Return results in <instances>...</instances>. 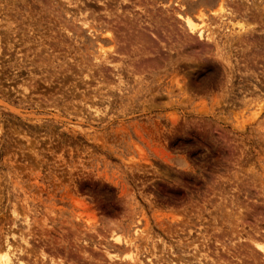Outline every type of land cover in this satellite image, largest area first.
Segmentation results:
<instances>
[{"label":"rangeland","instance_id":"1","mask_svg":"<svg viewBox=\"0 0 264 264\" xmlns=\"http://www.w3.org/2000/svg\"><path fill=\"white\" fill-rule=\"evenodd\" d=\"M224 1L0 0V253L264 264V0Z\"/></svg>","mask_w":264,"mask_h":264},{"label":"bare ground","instance_id":"2","mask_svg":"<svg viewBox=\"0 0 264 264\" xmlns=\"http://www.w3.org/2000/svg\"><path fill=\"white\" fill-rule=\"evenodd\" d=\"M224 3H225V1L224 0H220V2H218L217 3V9L215 10V11H212V13H213V15H214V13H216L217 15H218V17L221 19V20H223L224 19V14H225V6H224ZM215 4V3H214ZM199 13V12H198ZM201 13V12H200ZM215 14V15H216ZM200 16H201V14H199ZM202 15H204V14H202ZM178 16H179V18H181L182 19V22H183V24L186 26V28L189 30L188 32H197L198 33V36L199 37H202L203 36V34H204V32L206 31V28H205V26H202L203 24H202V22H203V20H201V23L199 24L200 26L198 27V24H196L195 23V21L190 17V16H188V15H186V16H182L181 14H178ZM200 18H202V17H200ZM218 18V19H219ZM231 18V17H230ZM198 19V18H197ZM230 23V22H229ZM243 23V22H242ZM241 23V24H242ZM202 24V25H201ZM240 24V29H242V27H244V26H242ZM250 26V25H249ZM245 29H246V27H245ZM238 32V31H237ZM108 36V35H107ZM110 37V36H109ZM100 49H101V54H100V56L101 57H99V58H102V57H104V54L106 53L105 52V50H104V48L102 49V47H100ZM99 51V50H98ZM109 51V50H108ZM98 55V54H97ZM105 57H107V56H105ZM96 58V57H95ZM106 59V58H105ZM103 63V62H102ZM238 210V209H237ZM243 214V213H242ZM238 216V215H237ZM236 226V225H235ZM235 230V229H234ZM254 232H256V231H254ZM257 233V232H256ZM257 234H259V233H257ZM254 235V234H253ZM260 236V235H259ZM252 237V236H251ZM254 237V236H253ZM257 237H258V235H257ZM263 238V237H262ZM250 239V238H249ZM259 239H261V238H259ZM118 241V240H117ZM11 242V241H10ZM10 242H6V244H5V246L4 247H2L3 248V251L0 253V264H27L26 262H24V261H21V260H18L17 262H14V258H15V252H14V250H13V248H11V246H10ZM119 242V241H118ZM251 244H252V248H253V252H254V255L255 254H259V255H261V256H263V258H264V250H262V249H264V244H261V243H259V242H257V240H255V239H251ZM12 243V242H11ZM264 243V242H263ZM226 245V244H225ZM13 246V245H12ZM227 247V246H226ZM229 247V246H228ZM233 251V250H232ZM251 252V251H250ZM252 252V253H253ZM232 254V253H231ZM244 254V253H243ZM73 255V254H72ZM221 255V254H220ZM219 255V256H220ZM223 255V254H222ZM43 256V255H42ZM218 256V257H219ZM245 256V255H244ZM106 257L111 261V260H114V259H118L117 258V256H116V254H110V253H108V252H106ZM232 257V256H231ZM231 257H229V258H231ZM234 257V256H233ZM232 257V258H233ZM129 258V257H128ZM232 258H231V260H232ZM126 259V258H125ZM223 260H224V258H222ZM35 260V259H34ZM234 260V259H233ZM237 260V259H236ZM235 260V261H236ZM50 261V264H63L64 262H62V260H49ZM215 261V263H213V264H217L216 263V261L217 262H220L219 261V259L218 260H214ZM242 262H243V260H241ZM128 262H130V264H141L140 263V261H138V259L136 260V259H133V258H130V259H128ZM224 262V261H223ZM222 262V263H223ZM122 263V262H121ZM177 263V262H176ZM118 264H119V262H118ZM221 264V263H220ZM224 264H243V263H240L238 260H237V262H235V263H233L232 261H227V262H225Z\"/></svg>","mask_w":264,"mask_h":264},{"label":"snow or ice","instance_id":"3","mask_svg":"<svg viewBox=\"0 0 264 264\" xmlns=\"http://www.w3.org/2000/svg\"><path fill=\"white\" fill-rule=\"evenodd\" d=\"M262 250H264V249H262Z\"/></svg>","mask_w":264,"mask_h":264}]
</instances>
